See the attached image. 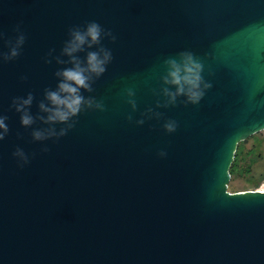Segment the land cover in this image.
Masks as SVG:
<instances>
[{"label":"water","instance_id":"water-1","mask_svg":"<svg viewBox=\"0 0 264 264\" xmlns=\"http://www.w3.org/2000/svg\"><path fill=\"white\" fill-rule=\"evenodd\" d=\"M89 21L116 36L102 40L113 59L83 93L105 110L82 112L58 140L33 142L47 126L23 128L11 101L31 92L39 113L54 73L68 66L45 57ZM18 23L21 55L0 65L9 128L0 264H264V192L227 191L237 145L264 130V0H0V52ZM181 51L200 59L212 86L199 105L156 108L163 61ZM148 108L162 117L137 126ZM167 120L178 124L172 134ZM17 148L29 157L23 167Z\"/></svg>","mask_w":264,"mask_h":264},{"label":"clouds","instance_id":"clouds-1","mask_svg":"<svg viewBox=\"0 0 264 264\" xmlns=\"http://www.w3.org/2000/svg\"><path fill=\"white\" fill-rule=\"evenodd\" d=\"M13 31L16 33L14 39L9 38L6 41L8 51L0 52V65L17 59L26 42L22 23H18ZM68 35L69 39L65 42L59 56L53 57L55 51L53 49L45 57L46 64H51L54 59L57 65L68 66L54 73L58 83L55 89L44 90V98L38 104L39 113L34 117L30 112L34 101L31 92L26 97H14L11 101L10 109L20 114V123L23 128H31L37 121L47 126L32 131L33 142L58 140L75 127L76 118L82 112L105 110L102 101H97L92 96L86 97L83 93L94 91L93 84L104 75L113 59L111 50L102 45V40L108 39L115 43L116 36L110 30L102 28L96 21L86 22L82 27H72ZM4 39L5 34L0 31V40ZM94 48V51L91 50ZM80 53H85L83 59ZM65 57L67 59H64ZM163 69L164 73L160 77L161 87L156 93L162 97V101L157 100L156 108L176 107L178 102L185 107L199 105L206 91L212 86L203 77L202 62L191 51H181L173 57H168L163 61ZM21 79L27 80V77H21ZM126 94L127 103L132 112H135L137 110L135 92L128 89ZM141 116V119L135 120L137 126H142L145 119H160L162 113L148 108ZM7 119V116L0 115V141H3L9 133ZM127 119L129 122L133 121L131 115ZM57 126L62 127L57 130ZM177 128L178 124L174 120H167L163 124V130L168 134L174 133ZM42 151L47 152L48 149L43 148ZM12 155L21 167L29 163V157L20 148H17ZM158 155L163 158L166 153L161 151Z\"/></svg>","mask_w":264,"mask_h":264},{"label":"rangeland","instance_id":"rangeland-1","mask_svg":"<svg viewBox=\"0 0 264 264\" xmlns=\"http://www.w3.org/2000/svg\"><path fill=\"white\" fill-rule=\"evenodd\" d=\"M255 136L246 140L243 144V149L246 152L253 151L256 153L254 164L252 165L251 172H242L235 181H231L230 189L227 191L232 193H242L244 191H263L264 192V130L255 133ZM236 190L237 192H233Z\"/></svg>","mask_w":264,"mask_h":264},{"label":"trees","instance_id":"trees-1","mask_svg":"<svg viewBox=\"0 0 264 264\" xmlns=\"http://www.w3.org/2000/svg\"><path fill=\"white\" fill-rule=\"evenodd\" d=\"M255 135L251 136L250 138L254 137ZM249 139V138H248ZM246 143V140L242 141L236 147L235 158H233L232 165L230 167V178L231 181H235L238 176L242 174L243 171L245 173L251 172L252 165L254 164V159L256 158V153L253 151L246 152L243 149V144ZM231 184L229 185L228 189H230ZM233 192H237L233 190Z\"/></svg>","mask_w":264,"mask_h":264}]
</instances>
